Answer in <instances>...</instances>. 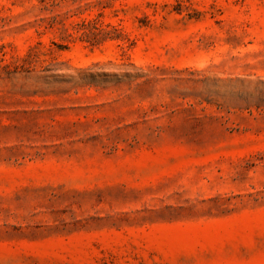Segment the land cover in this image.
<instances>
[{"label":"rangeland","instance_id":"374dc122","mask_svg":"<svg viewBox=\"0 0 264 264\" xmlns=\"http://www.w3.org/2000/svg\"><path fill=\"white\" fill-rule=\"evenodd\" d=\"M0 264H264V0H0Z\"/></svg>","mask_w":264,"mask_h":264}]
</instances>
